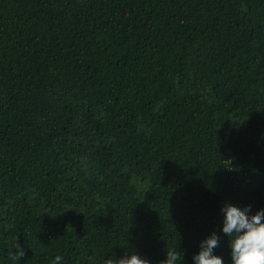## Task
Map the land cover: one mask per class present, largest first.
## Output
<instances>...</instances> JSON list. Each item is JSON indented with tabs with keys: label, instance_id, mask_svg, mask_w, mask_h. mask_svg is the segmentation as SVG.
<instances>
[{
	"label": "trees",
	"instance_id": "1",
	"mask_svg": "<svg viewBox=\"0 0 264 264\" xmlns=\"http://www.w3.org/2000/svg\"><path fill=\"white\" fill-rule=\"evenodd\" d=\"M225 201L264 208V0H0V264H231Z\"/></svg>",
	"mask_w": 264,
	"mask_h": 264
},
{
	"label": "clouds",
	"instance_id": "2",
	"mask_svg": "<svg viewBox=\"0 0 264 264\" xmlns=\"http://www.w3.org/2000/svg\"><path fill=\"white\" fill-rule=\"evenodd\" d=\"M250 205L240 206L225 201L221 204L223 213L220 231L227 235L231 264H264V208L250 211ZM220 237L213 231L199 242V250L192 255V264H224L222 256L214 249ZM11 259L23 255V248L14 246ZM175 247L167 249L166 258L160 264H177L179 256ZM51 264H63V256L56 254ZM102 264H150V261L136 251H129L119 258L109 255ZM181 264V260H180Z\"/></svg>",
	"mask_w": 264,
	"mask_h": 264
}]
</instances>
